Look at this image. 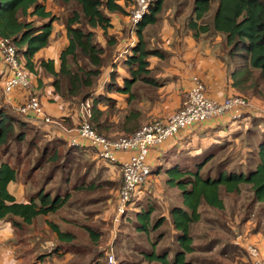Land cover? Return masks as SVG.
Here are the masks:
<instances>
[{
  "label": "trees",
  "instance_id": "obj_1",
  "mask_svg": "<svg viewBox=\"0 0 264 264\" xmlns=\"http://www.w3.org/2000/svg\"><path fill=\"white\" fill-rule=\"evenodd\" d=\"M46 1L0 0V37L8 39L14 45L29 78L32 79L34 76L38 78L39 82L35 87L37 88L36 96L40 100H42L40 91L45 87L39 75L42 73L48 77L49 81L46 83L51 89L48 95L51 99L48 103L58 101L69 111V116L58 119L64 127L74 128L75 124L80 121L78 113L80 105L90 100V124L98 134H105L104 124L107 123L108 116L101 106L106 104L112 108L115 100L106 93L96 96L91 93L102 84L103 74L108 69L110 71L107 93L113 91L117 94H124L128 102L133 98L130 91L135 83L155 88L161 86L151 76L152 69H150L148 60L150 57L163 59L165 56L161 50L151 45L150 38L147 37L149 34L146 31L161 24L165 12L169 9L166 6V0H151L139 23L132 30L125 32L127 49L123 47V43L117 46L116 36L109 34V30L112 28V16L126 17L128 15L130 0H61L63 5L75 7L70 8V12L61 24H58L59 15L49 7L47 9ZM183 3L175 4L177 5V19L187 11L183 8ZM186 17L183 26L185 34L190 33L196 39L200 37L209 40L220 38L221 52L227 57L230 87L234 91L230 96L245 98L242 94H248L251 89L253 95L264 97V93L259 89L261 85L264 86V0H192L189 14ZM55 25L62 27L66 41L59 52L57 67L55 60L35 58L49 44ZM95 31L101 32L105 40L104 47L96 40ZM131 34L134 36L133 42ZM123 54L124 57H122ZM118 59L121 61H117ZM118 62L126 74L121 75L123 78L121 84L117 82L120 76ZM8 74L6 67L0 65V92L3 80ZM54 98H57L56 101ZM135 116L132 112L125 115V121L121 127L122 136L133 133L145 125L140 126L133 123ZM23 118L11 112L7 106H0V222L9 223L17 235L25 226L32 225L37 217L57 212L70 197L67 191L63 195L55 194L53 197L43 189H38L28 197L27 202H17L8 191L9 184L15 183L18 179L21 164L18 158L19 151L15 153V161H11L14 147L26 144L27 149L38 148L35 135H30L33 131L45 140L43 147H40V158L42 159L49 153L48 160L51 163L58 161L57 148L63 145L68 146V150L60 159L65 158L68 161L71 159L68 157L77 151L80 154L88 152L94 155L89 147L83 144L71 147L67 138L51 136ZM225 119L230 123L227 118ZM158 120L161 119H154L146 124ZM212 157V155H207L202 162L194 165L193 170L180 164L169 167L168 157H163L161 165L158 161L154 167L151 166L149 176L158 177L163 174L165 187L175 189L181 202L180 205H174L168 209L167 217L159 216L154 221L151 217L158 207L155 200L146 209H140L134 213L135 230L147 238L150 233L156 232L164 224H168L174 231L172 242L175 247L170 242L168 246L156 252L158 245L153 241L149 252L141 250L145 261L158 264H190L186 261V256L194 251L191 231L200 220L201 208L205 207L203 211L205 209L223 210L222 196L239 194L243 186H247L252 193L251 204H259L264 208V131L257 145V163L246 172L227 171L222 165L205 169ZM41 159L38 160L34 169L31 167L27 171L26 179L30 178L33 171L39 168ZM89 162V166H95V162L92 160ZM163 164L167 166L164 167ZM57 166L61 167V165ZM60 174L62 183L68 182V177H63L61 170ZM83 175L74 183L73 189L88 188L91 190L93 188V180L88 185H84L82 179H85V175ZM150 185L148 181L141 187L142 192L150 193ZM120 186L121 181L118 187ZM127 220L129 221L130 218L125 219L123 223ZM48 225L60 244L71 245L74 238L72 234L61 232L54 224L48 223ZM161 236L162 234L159 233L156 240ZM89 237L92 243L98 242V235L91 232ZM173 249L175 251L169 259ZM54 252L58 255V247ZM101 255V253L94 254L90 262H97L96 260ZM38 259L42 260L40 257Z\"/></svg>",
  "mask_w": 264,
  "mask_h": 264
},
{
  "label": "rangeland",
  "instance_id": "obj_2",
  "mask_svg": "<svg viewBox=\"0 0 264 264\" xmlns=\"http://www.w3.org/2000/svg\"><path fill=\"white\" fill-rule=\"evenodd\" d=\"M47 2V6L59 15L60 21L58 24H61L64 17L70 12L71 6L63 5L61 0H48ZM178 2H184L182 4L183 8L187 10L184 15H181V21H177V26H179L177 31L179 33L180 28L183 30L186 16L189 14L192 5V0H166V6L169 8L167 11L171 10V8H176L177 5L175 4ZM74 8L72 7L71 9ZM169 16L166 15L164 18L166 25H168ZM120 21L123 22L122 25L125 26V30L120 32L122 33L121 39H115V43H118L117 46L123 43V47L127 49L124 35L126 31L132 30L133 28L128 23L127 17H120ZM114 26L119 31L118 23L114 22ZM160 26L158 24L153 26L152 29L147 30L146 33L149 34L147 37L151 38L153 36V40H157V37L155 39L156 34L158 37H161L162 31L158 30ZM169 30L174 32L175 28L172 29L169 27ZM112 36L115 37L116 34ZM198 41L201 43L199 53L203 55L202 57L205 61L211 63L213 59L210 53L211 44H206L201 39ZM172 47H174L173 44ZM168 56L172 59L170 53H168ZM122 57H124V54ZM117 61H121V59ZM178 64L182 68L181 60ZM168 65V63H162L158 65V68L154 66L156 68L152 71L151 76L162 85L156 87V89L160 93L165 92L163 94L164 96H158L161 103L164 104L162 105L163 108H168V114H173L172 112L175 108L181 104L179 99H183L187 94L192 78L200 77L199 80L203 83L204 81L199 73H191L186 76L180 74V78L178 79L172 77L171 79L163 78L161 75ZM118 66L121 68L119 62ZM181 73H185V70ZM139 85L136 83L135 86L138 89H142ZM183 85L186 86L185 90L183 89ZM140 86L143 87L145 85L141 84ZM259 89L264 93V86L261 85ZM207 94L211 97L208 88ZM24 95V92L23 95L21 92L17 103L21 101V97H24ZM242 95L248 101V107L244 111L241 119L230 122V125L223 126L221 134L208 138L216 141L215 143H211L205 147L202 146L203 144L207 145L205 140L200 143L197 141L194 143L196 145L193 144L194 146L187 145V148H185L187 152L171 154L168 157L170 161L168 166L172 167L174 164H180L186 165L189 170H193L194 165L202 162L210 154L213 157L207 163L205 169L222 165L227 171L235 170L246 172L249 168H253L257 163V145L261 133L264 131V97L261 95H253L251 89L248 91V94ZM8 98L9 96L4 98L0 92V106H6L4 101ZM10 98H12V95ZM138 99V96H136L135 100L137 101ZM129 108H131V105ZM163 108L160 107L159 109L163 110ZM25 117L38 120L33 115ZM116 132L114 131L113 134H116ZM32 134L36 137L37 144L39 145L38 148L27 149L26 144H21L15 146L13 149L14 155L11 161H15V153L19 151L18 158H20L21 164L19 166L18 179L10 185L9 189L14 193L18 201H27L28 197L38 189H43V191L50 193L53 197L55 194L63 195L67 191L70 198L57 212L37 217L32 225L25 226L19 232L22 240L20 247L21 249H25L28 264L32 261V264H107L106 252L111 244L117 264H158L145 261L141 255V250L149 252L151 250V242L155 241L158 245L156 252H159L160 249L168 246L172 242L174 231H172V228L168 224H164L156 232L150 233L147 238L135 230L134 213L140 209H146L155 200L158 207L151 217L152 221H154L159 216L167 217V211L170 207L180 205L181 200L178 192L175 189L165 187L164 175L149 177L148 181L151 183L150 193L148 191L143 193V188L136 190L134 200H132L127 213L121 219L120 224L115 230L114 235L116 236L113 237L111 234L112 217L120 189L118 185L121 181L118 167L104 163L99 157L90 155L88 152L85 154H80L78 151L72 154L70 153L71 156L68 158L71 159L68 161L65 158L60 159L68 150V146L65 145L57 148L59 159L57 162L51 163L48 160L50 157L49 153L42 159L40 158V147H43L45 140H42L41 135L36 132L32 131L30 135ZM202 136L205 137V134L203 133ZM194 149H199L201 152H193ZM40 159L39 168L33 171L30 178L26 179L27 171L31 167L34 169V166H36ZM91 160L95 162L94 167L89 166V161ZM158 161L159 165H161L163 158ZM57 165H61V167ZM54 169L57 170L52 173L51 171ZM60 170L62 171L63 177H68V182L62 183ZM83 174L85 175V179H82L84 185H88L93 180V188L91 190L88 188L82 190L73 189L74 183ZM240 189L239 194L222 196L224 204L223 210L213 211L205 209L203 211L205 207L201 208L200 220L192 227L191 231L194 251L186 256V261L190 264H238V262L243 261V258L245 260V255L243 256L244 252L242 250L239 251L237 249H240V245H237V240H245L243 236L248 238L249 235L264 234V208L259 204H251L252 193L247 186H243ZM124 218H130V220L123 223ZM48 223L58 226L61 232L72 234L74 238L70 243L71 245L60 244L55 234L50 230L51 228ZM91 232L94 235H98L99 239L96 244L90 240L89 235ZM159 233L162 236L156 240V236ZM172 243L175 247L174 242ZM56 247L59 249L58 255H55L54 252ZM174 251L175 249L170 253L169 259L172 258ZM100 253L102 255L96 260L97 262H90L94 254ZM39 257L42 258L41 261L38 259ZM243 263L240 262V264Z\"/></svg>",
  "mask_w": 264,
  "mask_h": 264
},
{
  "label": "crops",
  "instance_id": "obj_3",
  "mask_svg": "<svg viewBox=\"0 0 264 264\" xmlns=\"http://www.w3.org/2000/svg\"><path fill=\"white\" fill-rule=\"evenodd\" d=\"M48 1V0H47ZM46 1V7L48 9V2ZM176 8H171V10L167 11L165 13L164 17L162 18L161 26L158 29L159 31H162L161 37H158L157 34L155 36V39L157 37V40H153V36L150 38V43L152 46L157 47L159 50H161L165 56L163 59H158L156 57H150V69L152 71L154 70V66H157L162 63H168L169 65L166 67V69L163 71L161 77L163 78H180V74L183 76L190 75L191 73H199L201 75V78L204 81L205 86L209 89V92L211 93V97L216 100H222L223 98L230 96L234 91L230 87V82L228 78V67H227V57L225 54L221 52L220 48V38L217 37L215 40L204 39L203 37H200L198 39L191 36V34H185L183 33V30L180 28L179 33L177 31L178 27L177 23L181 21L180 18H176ZM166 15L169 16V22L168 25L164 23V18ZM127 17V16H126ZM178 21V22H177ZM114 22L118 23L119 25V31L115 29ZM122 21H120V16H112L111 18V25L112 28L109 30V34L113 35L116 34V39L120 40L122 36L123 30H125V26L122 25ZM171 26H170V25ZM172 29L175 28L174 32L169 30V27ZM61 33V34H60ZM164 33V34H163ZM180 34V36H179ZM95 35L97 38V41L101 44L102 47L105 45V40L101 36V32L95 31ZM134 36L131 34V41L133 42ZM204 40L206 44H211V54L213 56V59L211 60V63H208L203 59V55L199 53V49L201 48V43L198 40ZM154 41V43H153ZM203 42V43H204ZM66 41L64 38V32L62 27L60 26H54V31L51 35L49 44L43 48L36 56L35 58H44V59H52L55 60L56 67H57V58L59 55V52L63 49ZM172 44L174 47H172ZM168 53L171 54L172 59L168 56ZM167 54V56H166ZM211 57V56H210ZM181 60L182 62V68L180 67V64L178 62ZM185 70V73H181ZM110 69H108L103 74V85L100 84L98 89H96L93 94L94 96L106 93L109 97L113 98L115 102L113 103L112 108H109L106 104H102L101 109L107 114V123L105 125V134L102 133L100 135L107 137V138H118L123 135V123L125 121V115L132 112L135 116V119L133 123H136L137 125H146L147 122L154 120V119H167L172 114H168L169 110L168 108L164 109L158 96H164L163 93H160L155 87L150 86H143L138 89L136 87V83L131 87V94H133V98L128 102L126 100V95L124 94H117L113 91L109 94L107 93V84H108V73ZM118 71L120 72V76H118L117 82L121 84L122 82V76L126 75L125 72L118 66ZM191 71V72H190ZM160 73V72H159ZM122 75V76H121ZM42 78V81L44 82V90L40 91L42 93V108L46 115H48L52 121L54 122V125H49L44 123L42 120L33 119L30 117L23 118L24 120L33 123L38 126L39 129L42 131L48 132L51 136H63L64 138H67L68 134H71L74 129L76 128L77 123L75 124L74 128L67 129L66 127L61 124L58 119L69 116V111L65 109L64 106H61L60 102H51L48 103V100L51 99L49 93L51 92V89L47 86L46 83L49 81L48 77L42 73L39 75ZM197 76V75H196ZM200 78V77H199ZM38 78L34 76L32 78V82L34 86L37 85ZM105 86V87H104ZM162 86V85H161ZM183 89H186V86L183 85ZM22 91L15 90L13 91L12 98L9 97L10 103L16 104L18 102V98L20 97ZM10 95V96H11ZM138 96V100L136 101L135 98ZM54 98V101H56ZM181 103V98L179 99ZM4 101V99H3ZM90 101V100H89ZM161 103L160 106H158ZM5 104V102H4ZM11 112L16 114L12 106H9L8 104H5ZM131 105V108L129 106ZM180 105V104H179ZM117 107V108H116ZM162 107L163 110H160L159 108ZM179 107V106H178ZM172 112L174 113L177 109ZM116 108V109H115ZM247 112V111H246ZM18 115V114H17ZM71 115V114H70ZM225 125H230L228 121H226L225 117H221L220 119H216L215 121H208L202 126H198L194 129H188L187 131L180 132L176 137H174L172 140L165 143L162 147L156 148L150 153L149 162L151 166L156 165L159 158L163 157H169L171 154H182L185 151V148H187V145L194 146L195 142L205 140V144L202 146H208L211 143H215L216 141L208 139L209 137L217 134H221L222 127ZM54 131V132H53ZM114 131H117L116 134H113ZM206 132V133H205ZM205 134V137L201 135ZM131 134V133H130ZM129 135V134H127ZM126 136V135H124ZM200 139V140H199ZM211 140V141H210ZM194 144V145H193ZM201 146L200 144H197ZM182 150V151H181ZM180 151V152H179ZM201 152L199 149H194L193 152ZM210 155V154H208ZM168 159V158H167ZM153 163V165H152ZM174 163V162H173ZM13 184V183H11ZM8 186L9 193L14 196L15 200L17 202H27L25 200L18 201L16 199V196L14 193L9 189L10 185ZM24 199V198H23ZM263 234V233H262ZM249 235L248 238L243 236L245 240H237L240 244V249L237 248L239 251H243L245 255L242 259L244 261H240L243 264H247V257L244 251V247L246 245H253L255 246L261 255V258L264 260V234L262 235ZM21 243L22 240L20 238V235L15 234L13 228L10 226L9 223L0 222V264H28V259L26 256L25 249H21ZM244 244V245H243ZM237 246V245H236ZM238 262V264H240ZM246 262V263H245ZM30 262V264H32Z\"/></svg>",
  "mask_w": 264,
  "mask_h": 264
},
{
  "label": "built area",
  "instance_id": "obj_4",
  "mask_svg": "<svg viewBox=\"0 0 264 264\" xmlns=\"http://www.w3.org/2000/svg\"><path fill=\"white\" fill-rule=\"evenodd\" d=\"M149 2V0H131L127 19L132 28L142 19ZM0 65H4L9 72L2 83V96L10 97L16 89L22 91V95L23 92L25 94L19 103H10L8 98L4 101L5 104L12 106L13 111L20 116L33 115L38 120L56 127L52 119L43 111L41 100L36 96L37 88L19 60L14 45L8 39L1 37ZM247 107L248 101L242 96H228L222 100L209 97L205 84L199 78L193 77L178 110L170 117L146 124L129 135L107 138L98 134L90 124V101L81 104L78 109L80 121L71 134L67 133L69 146L83 144L100 160L119 169L121 186L113 211L112 236H116L115 230L122 216L127 213L136 190H140L149 180L151 151L162 147L180 132L201 126L208 121L221 117L227 118L230 122L238 121ZM237 245H240L238 241ZM243 249L248 264H264L255 246L246 245ZM106 263L117 264L112 244L106 253Z\"/></svg>",
  "mask_w": 264,
  "mask_h": 264
}]
</instances>
